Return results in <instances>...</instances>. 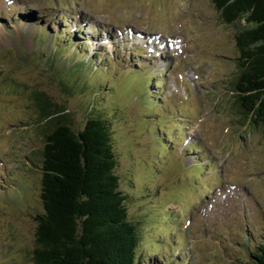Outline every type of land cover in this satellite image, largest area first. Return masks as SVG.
<instances>
[{
  "label": "rangeland",
  "instance_id": "rangeland-1",
  "mask_svg": "<svg viewBox=\"0 0 264 264\" xmlns=\"http://www.w3.org/2000/svg\"><path fill=\"white\" fill-rule=\"evenodd\" d=\"M14 1L17 4L21 3L20 0ZM27 1L31 3L35 1L38 4L36 9L39 12L51 9V12H47L48 16L50 13L56 15V12L61 13L63 11L61 0ZM49 3L57 5L49 8ZM64 5L69 10L75 8L79 13H89L92 21L99 25L109 26L107 23H114L116 20V25L132 24L145 29L147 32H161L166 36L172 35V37L183 38L182 56L187 60L186 64L189 68L195 72L199 71V77L202 78L199 84L203 81L202 91L209 89L210 93H206V96L214 95L212 99L223 103L222 106L218 103L217 105L221 109L219 116L220 118L224 117L227 128L219 141L209 143L213 148H220L217 157L224 155L225 162L222 161L218 164L222 159L221 156H219L218 162L208 159V149L205 151L204 148L209 147V136L206 132L209 120L202 117L200 146L199 143L190 144L188 149L192 152L198 148L203 153L205 163L197 166L188 164L191 173L185 172L183 168L176 170L173 173L175 176L169 175V170L173 168L171 163L174 159L176 163L182 161L179 155L181 146L173 152L172 150L175 149L169 148L166 141L161 138L165 131L170 134L169 131L175 125L169 123V120L162 116L159 118L151 117L153 112L150 110L157 111L161 107L152 109L140 104V100L145 98L142 95L143 91L138 90L139 85H143V81L135 73L130 77L132 83L130 85L123 83L119 87V92H114V88L105 84L107 79L114 78L111 71H109V77H106L101 70L96 71L92 74L90 85L83 84L82 88L92 93L95 91L94 94L98 96L96 102H101L102 105L97 107L98 110L106 107L110 115L111 113L115 114L114 118L110 117V119L112 120L113 143L118 160L116 172L121 179L129 178L133 184L131 188L125 187L130 199L128 210L133 215L141 214L145 218L149 215V222L146 224L149 230L144 229L141 237L143 241L150 239L149 245L146 247L150 245L154 247V244H151V239L153 235L160 234L158 232L161 231L164 221L168 223V226L164 227L165 232L168 234L172 232L170 226L173 225L170 221L163 220L161 207L156 206L158 202H161L169 212L173 211V213L179 207L180 210H183L185 206L190 205L194 208V213L185 224L189 227L190 234L187 233V230L186 238L184 236L186 245L183 243L184 239L179 238V245L174 254H177L178 257L179 252L183 251L182 256L185 254L189 256L187 251L189 248L194 255V260L190 261L192 264H233V262L237 264L238 260L245 263L250 250L254 248V240L257 243L256 240H259L261 234H264V137L257 130L251 131L245 127H241L245 133L241 132L234 123L237 119L236 108H227L225 97L230 95L229 91L221 94L222 97L220 96L221 99L219 100L218 90L221 85H212L214 82L219 83L229 79L232 83L233 78L237 75L236 58L239 53L235 45L234 35L238 26L223 23L210 0H65ZM3 10L9 11L8 14L13 15L11 7H4ZM118 15H121V18L117 17ZM9 24L8 22L6 28L0 24V134L1 132L6 133L0 136V144L3 146L1 157H4L2 159L6 168L14 172L6 164L5 157H12V154L8 152L11 146L16 147L17 141L20 143L21 149L18 150L19 157L21 158L27 153L32 162H38L36 149L40 147L41 142L37 133L40 131L36 130L35 125L29 127L31 125L29 122L38 119L28 96L32 90L34 91L38 87H47V90H50L57 101L60 100L65 103L71 112L70 120L73 122L84 121V107L89 99L90 101L87 103L92 104L94 94L84 91L78 93L77 90L67 93L52 85L49 87L51 81L49 75L44 71V55L41 52L39 55L34 54V52L39 47L42 48V52H45L48 47L52 48L53 45H49L45 37H38L34 42L35 38L32 36V31H27L13 23L12 25ZM84 28L86 29V27ZM22 29L23 33H21ZM55 41L56 43H54ZM136 41L141 40L137 38ZM59 42L60 39L56 37L52 40L55 45ZM50 52L52 53V51ZM21 54L27 58L26 61L22 62ZM66 54L62 52V55ZM58 59L62 60L61 58ZM155 67H158V62H156ZM59 71L65 74L70 73L61 64ZM153 72L157 74L155 69ZM78 75L82 77V80L86 77L79 70ZM173 77L174 74L172 73L171 81H173ZM14 82L15 86H12ZM76 82L79 84V81ZM91 87L94 88L93 91ZM97 87L100 89L97 90ZM198 88H200L199 85ZM180 90L178 92L180 98L185 99L186 89L181 86ZM24 91L25 94H23ZM215 91L216 93H214ZM169 92L171 89L168 90L167 95ZM116 94H121L127 101L117 99ZM217 98L218 100H216ZM199 107L200 100L191 91V96L186 100L185 107L176 112L178 115L176 117L181 119V116L184 115L190 118V113L195 114L201 110ZM113 109L122 112L120 114L111 112ZM211 110V115L218 117L216 109ZM230 119H232L231 122ZM22 121L29 124L24 125V127ZM172 123H175L174 119ZM231 123H234L235 128L231 127ZM3 127H6L8 131H4ZM39 127L38 123L37 129ZM228 127L230 128L228 129ZM158 129H160V133ZM9 132L11 133L9 134ZM227 135H229L228 141L225 138ZM236 139L240 142L235 145ZM171 141L175 143V140L172 139ZM153 142L157 146H162L158 153L159 148H154ZM228 154L229 157H226ZM243 154L245 155L242 158L238 157V155ZM199 159L200 157L197 158L196 163ZM11 164L19 169L18 173L15 172V178L11 179H16L17 183L19 178L24 180L19 182L22 184L21 187H18L19 196L13 195L15 190L13 187L10 191L8 190L7 195L0 193V264H33L31 250L35 245V216L42 212L41 173L33 166L32 170L26 171L29 166H24L18 160H12ZM3 167L4 163L0 160V173ZM220 167L224 171L228 183H223L220 188L216 187L207 191L209 187L220 184ZM164 175H167L166 178L172 180L173 183L170 182L165 186L158 185L159 183H166L163 178ZM155 179L157 181L152 185V181ZM124 184L127 186V181H124ZM120 185L121 188H124L123 183ZM26 186V192L21 193ZM170 189L175 190L173 198L168 196ZM147 191H151L153 196L158 195V199L156 197L155 199H148V196L144 197L142 194ZM206 191L207 193L203 197V193ZM195 200L198 204L195 203ZM195 204H197L196 208ZM147 206H150L149 210L153 209V211L148 212ZM185 220L187 219L185 218L182 223ZM152 225H154L153 228H151ZM238 231L244 233L245 242L242 243V250H238L233 243L234 238L237 237L234 232ZM179 232L180 235H184L183 229H179ZM228 235L232 236V242L226 240L222 241L221 244L227 243L232 244V246L224 248L219 244L218 239L222 240L223 236ZM143 244L146 243L141 241V246ZM155 245L168 255L171 248H174V239L169 236L168 241L163 244V250L159 242ZM150 256L156 257L151 252L144 253L146 263L150 260ZM158 258L162 264L172 263L169 259H165L163 254Z\"/></svg>",
  "mask_w": 264,
  "mask_h": 264
},
{
  "label": "trees",
  "instance_id": "trees-1",
  "mask_svg": "<svg viewBox=\"0 0 264 264\" xmlns=\"http://www.w3.org/2000/svg\"><path fill=\"white\" fill-rule=\"evenodd\" d=\"M210 2L223 23L238 26L234 35L239 53L237 75L226 104L236 108L237 124L264 137V0ZM44 64L49 87L67 93L89 92L82 86H89L90 79L59 71L56 59L49 58ZM79 70L83 72L84 67ZM28 96L38 116L31 127L40 131L41 142L36 149L38 162H32L41 173L42 204V212L35 216L33 264H154L140 257V240L149 215L145 218L128 210L125 187L133 184L116 172L110 119L115 114L110 115L106 107L98 110L102 105L94 94L92 104L87 103L89 99L84 107V121L73 122L65 103L57 101L47 87L35 88ZM238 261L264 264V238L249 252L248 262Z\"/></svg>",
  "mask_w": 264,
  "mask_h": 264
}]
</instances>
